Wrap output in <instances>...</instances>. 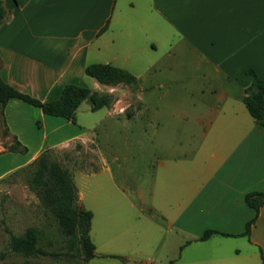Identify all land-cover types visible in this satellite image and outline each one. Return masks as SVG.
Returning <instances> with one entry per match:
<instances>
[{"label":"crops","instance_id":"crops-1","mask_svg":"<svg viewBox=\"0 0 264 264\" xmlns=\"http://www.w3.org/2000/svg\"><path fill=\"white\" fill-rule=\"evenodd\" d=\"M2 1L8 12L0 25L1 77L41 100L58 98L67 83L84 85L88 63L127 60L129 45L116 39H128L135 31L143 33L142 50L157 47L152 32L166 40L168 56L185 54L193 78L218 84L201 92L215 102L207 101L190 120L183 113L186 127L201 128L198 143L185 147L182 156L171 151L160 157L154 186H137V199L131 198L127 186H93L107 234L99 243L95 240V211L89 207L96 255L83 264L111 255H124L125 260L111 257L131 264L129 256L135 254L146 257L140 264H262L264 203L249 234L243 231L256 213L245 195L264 191V132L258 130L243 96L252 79L247 68L264 78V0ZM134 9L137 16H130ZM0 111L7 130L0 142L8 144L16 137L26 145L35 130L61 117L18 97H11ZM49 133H43L46 140ZM45 146L43 142L35 150L27 146L26 152H0L15 155L0 178L31 162ZM76 201L85 207L78 190ZM206 229L218 232L200 239Z\"/></svg>","mask_w":264,"mask_h":264},{"label":"rangeland","instance_id":"rangeland-1","mask_svg":"<svg viewBox=\"0 0 264 264\" xmlns=\"http://www.w3.org/2000/svg\"><path fill=\"white\" fill-rule=\"evenodd\" d=\"M136 10H130L129 15L137 16ZM148 33L157 42L154 49L140 48L144 41L142 31L133 32L128 39L123 36L116 39L117 44L121 39L125 40L130 53L127 60L119 58L112 64L123 65L121 67L135 74L139 81L136 78L132 82L106 83L85 75L81 83L99 94H108L111 97L109 105L93 110L91 99L85 98L76 109L75 122L63 125L64 118L57 117L58 121L47 123L46 129L50 131L47 140L43 137L46 132L43 128L35 130L26 144L35 150L45 142L46 146L34 159L44 151L49 161H57L69 170L82 203L95 211L92 228L98 243L99 237H104L107 231L104 214L97 212L93 186H127L131 198L137 199L134 190L137 186H154L161 171L160 157L171 151L182 156L185 147L189 150L191 145L198 143L201 128L195 124L186 127L183 113L190 120L191 115L204 109L207 101L216 100L201 93L218 85L216 80L193 78L194 73L186 66L185 54L178 52L174 54L177 56H168L166 40ZM110 86L115 89L108 91ZM139 87L142 103L137 96ZM110 105L113 110L108 107ZM6 131L0 111V139L4 140ZM77 133L90 138L73 136ZM48 141L54 143L48 144ZM0 144L3 145L0 152L6 151L8 143ZM14 156L0 154V171L14 161ZM34 159L0 178V252H6V256L0 258V264H83L80 259L23 256L8 250L10 233L6 227L21 234L28 226L38 228L41 246L66 250V236L52 211L43 206L38 193L41 184L34 179L38 166ZM116 224H121L120 220ZM129 259L131 264H140L146 257L135 254ZM87 264H122V261L111 256H98Z\"/></svg>","mask_w":264,"mask_h":264},{"label":"trees","instance_id":"trees-1","mask_svg":"<svg viewBox=\"0 0 264 264\" xmlns=\"http://www.w3.org/2000/svg\"><path fill=\"white\" fill-rule=\"evenodd\" d=\"M7 8L0 0V25L7 15ZM245 72L252 75L251 82L244 88L243 101L253 116L254 122L260 132H264V78L259 76L253 68ZM85 73L95 77L100 82L113 83L115 81L132 82L136 76L118 65L105 62H91L85 66ZM11 97L21 98L28 103L41 108L43 113L61 116L75 122V112L79 104L85 99L92 101L91 109L95 110L104 105H109L111 97L108 94H99L86 85L67 83L58 98L41 100L28 93L22 92L5 82L0 74V108ZM39 125V121H37ZM8 150L26 152L27 146L16 137L7 145ZM38 163L34 175L38 186V193L44 207L50 209L57 219L61 231L66 236V250L47 249L39 244V231L35 226H28L21 234L11 232L8 250L23 256L51 255L55 259L74 261L80 259L87 261L96 255L95 244L90 237V224L92 211L77 203V188L69 170L59 162L48 160L43 151L36 159ZM245 200L255 210V215L246 222L243 234H249L251 225L255 222L260 205L264 203V191H251L245 195ZM215 229H206L200 236L205 239ZM6 252H0V258ZM126 259L124 255H111ZM264 264V262L262 263Z\"/></svg>","mask_w":264,"mask_h":264}]
</instances>
